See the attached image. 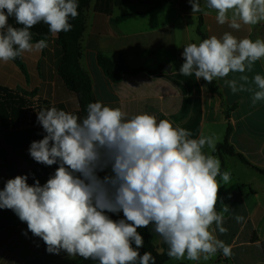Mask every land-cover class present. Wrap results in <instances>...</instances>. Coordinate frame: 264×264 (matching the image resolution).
<instances>
[{"label": "clouds", "instance_id": "1", "mask_svg": "<svg viewBox=\"0 0 264 264\" xmlns=\"http://www.w3.org/2000/svg\"><path fill=\"white\" fill-rule=\"evenodd\" d=\"M189 3L193 13L203 11L199 0ZM78 7L77 0H0V61L42 51L46 40L33 44L30 29L43 22L53 35L68 32ZM206 7L216 11L220 25L232 29L264 22V0H206ZM9 17L22 27L9 25ZM183 48L180 74L194 73L197 80L212 83L241 73L239 81L225 84L233 93H253V106L264 101V75L252 77L253 89L244 74L264 59V39L237 38L226 31ZM37 120L46 135L31 143L29 154L38 163L59 167L42 186L39 180L29 185L27 175L8 179L0 190V209L26 222L49 253L63 250L99 264H155L150 252L140 254L144 239L137 231L153 224L169 258L199 262L218 252L232 256L231 246L214 234L227 232L223 224L229 206L220 212L216 206L220 181L227 185L231 178L230 172H221L219 158L203 151L207 146L215 152V135L202 132L193 139L167 119L146 112L128 117L100 101L87 105L83 119L53 106L40 110ZM109 167L111 175L101 179L97 172ZM121 211L124 219L106 214Z\"/></svg>", "mask_w": 264, "mask_h": 264}, {"label": "crops", "instance_id": "2", "mask_svg": "<svg viewBox=\"0 0 264 264\" xmlns=\"http://www.w3.org/2000/svg\"><path fill=\"white\" fill-rule=\"evenodd\" d=\"M114 1L90 0L85 13L80 65L91 80L95 102L119 108L128 117L146 112L157 120L167 119L174 126L190 131L193 139L199 138L202 132L215 135L216 146L224 143L231 126L229 143L251 165H245L237 157L222 158L207 146L204 148L206 154L219 158L221 172L231 174L229 184L220 181L216 206L218 212L222 211L223 205L229 206L223 224L227 232L220 234L217 230L214 234L231 246L232 256L228 258L218 252L209 261L170 258L165 264H264V101L253 106V93H233L225 84V80L239 81L241 73L214 79L219 93L211 92L208 83L203 78L197 80L194 73L191 76L179 73L184 63L183 47L201 42L197 35L201 18V31L206 38L221 37L227 31L237 38L264 39V22L242 25L239 30L229 28L228 24L220 25L216 11L204 5L206 0H199L203 11L194 13L189 0H153L144 11L129 9L127 6L133 4L130 0L123 5H116ZM138 3L136 0L135 6ZM127 15L133 17L116 22ZM56 42L57 34H52L42 51L23 54L27 78L13 61H0V85L21 92L37 91L50 105H63L74 111L79 106L77 98L57 73L62 52ZM99 54L116 63L124 59L131 69L157 70L159 66L165 69L156 74L128 76L114 84L98 65ZM167 68L171 70L167 71ZM244 74L249 76V86L255 89L252 77L264 75V59ZM0 148L12 166L13 175H27V182H30L37 167L29 154L30 146L14 152L0 135ZM58 167L59 163L49 167V178ZM97 175L103 179L111 175V168L98 171ZM8 179L11 174L0 158V190ZM8 214L15 215L10 209H0V219ZM106 214L113 220L124 219L122 211ZM236 216H242L243 220L237 222ZM153 241L162 252L164 242L157 233ZM42 259L54 263L83 260L78 255L68 256L63 250L59 254L49 253L43 240L21 225L0 231V264H31Z\"/></svg>", "mask_w": 264, "mask_h": 264}, {"label": "trees", "instance_id": "3", "mask_svg": "<svg viewBox=\"0 0 264 264\" xmlns=\"http://www.w3.org/2000/svg\"><path fill=\"white\" fill-rule=\"evenodd\" d=\"M128 0H115L116 5H123ZM78 2V16L74 19H70L69 22L72 28L68 32H60L57 34V46L61 49L62 55L57 66L58 76L63 81L66 88L72 92L78 101V109L74 111L68 110L63 105H50L47 101L39 97L37 91L33 92H21L0 85V135L3 136L4 143L9 146L14 152L22 151L29 147L33 141H39L46 135L42 126L37 120V113L42 109H47L55 106L57 109L65 110L73 114L78 115L83 119L87 114V105L95 102L92 93V84L89 76L82 70L80 60L82 57L81 40L85 30L86 24V10L89 6L90 0H77ZM133 15H127L116 20V22H123ZM202 18L200 19V26L198 28V34L201 37V41L206 39L201 31ZM8 24L13 27H22L18 25L14 17L8 18ZM32 33V43L35 44L39 40L49 41L52 33L49 31L48 25L43 22L36 24L30 29ZM22 71V73L28 77L26 65L24 63L23 55L21 57L12 60ZM98 65L104 72V74L114 83H120L124 78L128 76H135L140 73L156 74L163 72L165 67L159 66L157 70H149L146 68L131 69L124 59H120L119 62H114L110 58L99 54L97 57ZM208 89L213 93H219L218 86L213 80L212 83H208ZM229 115V114H228ZM231 126L227 129V135L224 143L216 146V154L221 156L237 157L245 165L251 166L250 163L237 153L235 149L229 143V136L231 134ZM0 158L6 164L7 169L11 174V179L15 178L11 164L6 160V155L2 153L0 148ZM37 167L34 172L33 179L27 182L29 185L39 180L41 186L49 179V167L47 165L36 162ZM21 225L23 229H28L26 222H22L19 217L8 214L0 219V231L8 229L13 226ZM155 226L150 224L146 228H138L137 231L142 235L144 239L143 247L139 249L141 255L144 252H150L155 258V264H165L170 258L167 255V245L163 243L162 252L154 243V236L156 232ZM264 248V244H263ZM83 264H93L95 260L83 258ZM31 264H34L32 262Z\"/></svg>", "mask_w": 264, "mask_h": 264}, {"label": "rangeland", "instance_id": "4", "mask_svg": "<svg viewBox=\"0 0 264 264\" xmlns=\"http://www.w3.org/2000/svg\"><path fill=\"white\" fill-rule=\"evenodd\" d=\"M130 1H132L133 4L130 3L129 6H127V7H129V9H138L139 11H144L145 9L149 8L148 7V2L149 1H153V0H139V3L136 4V6H135V1L136 0H130ZM157 2H158V0H157ZM205 2H204V5H206ZM197 35H199V34H197ZM33 262H34V264H83L84 261H78V263L77 262L76 263L63 262V261H60L58 263H54L52 261H49L48 259H46V260L42 259V260H36V261L34 260ZM93 264H99V262L98 261H94Z\"/></svg>", "mask_w": 264, "mask_h": 264}, {"label": "water", "instance_id": "5", "mask_svg": "<svg viewBox=\"0 0 264 264\" xmlns=\"http://www.w3.org/2000/svg\"><path fill=\"white\" fill-rule=\"evenodd\" d=\"M166 70H167V71H170L171 69H170V68H167Z\"/></svg>", "mask_w": 264, "mask_h": 264}, {"label": "built area", "instance_id": "6", "mask_svg": "<svg viewBox=\"0 0 264 264\" xmlns=\"http://www.w3.org/2000/svg\"><path fill=\"white\" fill-rule=\"evenodd\" d=\"M181 57H182V59H184V58H183V53L181 54Z\"/></svg>", "mask_w": 264, "mask_h": 264}]
</instances>
